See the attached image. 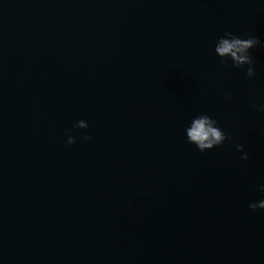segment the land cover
Listing matches in <instances>:
<instances>
[{"label":"water","instance_id":"1","mask_svg":"<svg viewBox=\"0 0 264 264\" xmlns=\"http://www.w3.org/2000/svg\"><path fill=\"white\" fill-rule=\"evenodd\" d=\"M225 31L264 41V0H0V264H264V47L250 80Z\"/></svg>","mask_w":264,"mask_h":264},{"label":"clouds","instance_id":"2","mask_svg":"<svg viewBox=\"0 0 264 264\" xmlns=\"http://www.w3.org/2000/svg\"><path fill=\"white\" fill-rule=\"evenodd\" d=\"M261 47H264V41L258 39L256 36H238L231 31H225L216 38L213 51L221 64L231 63L233 68L243 71L245 76L251 80L257 75L256 61L252 53L254 49ZM218 91L225 98L232 95L230 90L218 89ZM250 107L254 111L264 113V102L259 104L253 103ZM88 127V122L84 119H80L72 128L65 129V134L67 136L66 143L71 145L76 142V137L72 134L73 128L87 129ZM184 135L186 141L195 146L201 153L220 148L226 142L232 140V137L226 134L222 129L219 121L205 112L191 117L184 128ZM82 139L88 141L91 140L92 137L84 135ZM235 149L241 154V160L247 161L249 159L243 144L236 143ZM257 190L261 194H264V183L259 184ZM249 208L253 211H264V198L260 199L258 202H251Z\"/></svg>","mask_w":264,"mask_h":264}]
</instances>
